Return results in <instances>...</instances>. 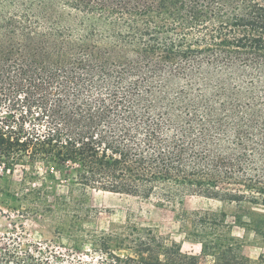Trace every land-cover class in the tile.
<instances>
[{
	"label": "trees",
	"instance_id": "trees-1",
	"mask_svg": "<svg viewBox=\"0 0 264 264\" xmlns=\"http://www.w3.org/2000/svg\"><path fill=\"white\" fill-rule=\"evenodd\" d=\"M37 163L60 169L72 204L201 196L232 222L184 214L193 253L76 215L55 230L68 244L0 235V264H264L232 233L264 240V0H0V166Z\"/></svg>",
	"mask_w": 264,
	"mask_h": 264
},
{
	"label": "rangeland",
	"instance_id": "rangeland-1",
	"mask_svg": "<svg viewBox=\"0 0 264 264\" xmlns=\"http://www.w3.org/2000/svg\"><path fill=\"white\" fill-rule=\"evenodd\" d=\"M81 198L83 203L70 202L63 175L56 166L26 164L16 166L13 171H4L0 166V235L14 234L22 243L68 244L71 240L65 232L57 234L55 230L66 229L77 215L82 217L80 226L98 230H112L126 220L138 226H149L174 240L183 251L198 253L199 243L185 235L184 214L224 209L232 222L234 211L232 205L201 196H186L180 202L165 205L153 197L103 191L86 190ZM61 200L70 208L63 210ZM232 233L244 239L243 251L249 257H255L264 249V240L256 242L252 233L244 232L242 227L234 224Z\"/></svg>",
	"mask_w": 264,
	"mask_h": 264
}]
</instances>
